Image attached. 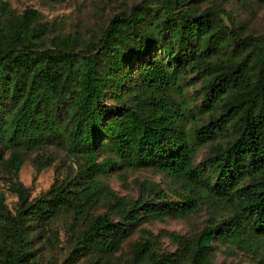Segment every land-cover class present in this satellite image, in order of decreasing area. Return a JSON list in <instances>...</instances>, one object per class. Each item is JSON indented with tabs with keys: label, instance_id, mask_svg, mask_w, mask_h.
Segmentation results:
<instances>
[{
	"label": "trees",
	"instance_id": "trees-1",
	"mask_svg": "<svg viewBox=\"0 0 264 264\" xmlns=\"http://www.w3.org/2000/svg\"><path fill=\"white\" fill-rule=\"evenodd\" d=\"M150 1L156 5L145 2L113 16L91 48L70 34L47 37L48 24L37 21L36 9L16 14L0 2V108L11 103L8 117L0 118V146L12 149L6 183L17 197L12 211L0 192V264H28L34 257L32 233L50 226L61 212L77 224L97 203L113 208L123 222L107 212L87 220L61 264L92 252L109 255L141 218L186 215L203 202L201 196L213 204L228 202L234 211L226 221L203 228L192 242L169 232L179 254L157 251L156 237L139 228L140 238L124 264H212L216 234L231 242L264 238V36L226 24L223 9H198L204 0ZM189 72L201 81L197 114L207 115V121H196L191 136L177 120L192 109L171 96ZM108 92L111 104L103 102ZM218 135L229 138L212 144L204 167L193 166L189 148L214 142ZM103 137L110 156L98 162ZM48 138L62 140L84 163L77 177L55 179L30 199L18 178L19 149ZM34 161L36 173L46 165L42 158ZM119 161L152 164L190 180L194 188L174 203L125 201L101 180ZM139 185L158 199L165 197L154 183ZM200 185L206 188L199 190ZM257 264H264V256Z\"/></svg>",
	"mask_w": 264,
	"mask_h": 264
},
{
	"label": "rangeland",
	"instance_id": "rangeland-1",
	"mask_svg": "<svg viewBox=\"0 0 264 264\" xmlns=\"http://www.w3.org/2000/svg\"><path fill=\"white\" fill-rule=\"evenodd\" d=\"M2 1L6 2L16 14L28 8L36 9L40 15L37 21L48 24L47 37L70 34L76 38L79 45L90 48L116 14L128 13L133 7H138L145 2L150 7L156 5L150 0H0ZM206 6L223 9L225 13L221 16L224 22L233 27L239 26L245 34L264 36V0H204L197 8L202 9ZM159 54L166 61L168 60L166 55L161 52ZM145 59L146 56L140 57V60ZM132 75L133 80L136 79V74ZM180 85L181 89L171 92V96L175 100H181L182 104L184 101L193 111L185 110V114L177 120V124L191 136L197 120L198 122L199 120L207 121V115L198 116L197 114V106L201 103L199 92L201 81L196 79L194 73L189 72L180 79ZM103 102L105 104L113 102L109 92L106 93ZM10 108L11 103H5V106L0 108V118H7ZM192 113H196L195 118ZM59 116L64 117L62 110ZM227 136L218 135L214 142L189 148L188 156L192 165L197 168L204 167V160L209 156L212 144L225 143L229 138ZM98 146L96 161L99 162L110 156L111 148L104 137L98 141ZM11 150L0 146V192H3L5 203L13 211L17 197L8 191L6 183V179L10 176L7 161ZM19 150L23 163L19 169L18 178L29 188L30 199L45 191L55 179L77 177L84 163L82 157L74 156L67 150L62 140L54 138L43 139L28 147L21 146ZM37 157L42 158L46 165L36 173L34 159ZM101 180L125 201L141 199L144 203L178 202L181 201V195L185 193L189 195L190 187L194 188V183L192 184L190 180L181 181L158 170L152 164L135 167L126 161H119L116 166L110 167L101 176ZM140 182L156 184L164 191L165 197L158 199L152 192L142 191ZM205 188V185L198 186L199 190ZM197 196V194L192 195L196 199ZM200 199L203 202L183 216L151 215V213L146 215L121 242L116 251L109 255L88 253L78 257L74 264H124L130 257L132 243L140 238L139 228L151 231L156 237L154 246L157 251L179 254L178 244L168 235L169 232H175L184 236L188 242H192L203 228L226 221L234 211L228 202L213 204L203 196ZM103 212H107L114 221L123 222L113 208L103 203H97L92 207L87 217L77 224L73 222L71 215L62 212L51 218L50 226H46L43 231L32 233L30 246L34 257L28 264H61L72 252L77 235L84 223ZM260 235L262 237L254 238L253 242L249 240L231 242L228 239H220L216 234L211 242L212 264H257L260 257L264 256V238L262 234ZM247 236L243 235L244 238ZM186 264L190 263L186 262Z\"/></svg>",
	"mask_w": 264,
	"mask_h": 264
}]
</instances>
